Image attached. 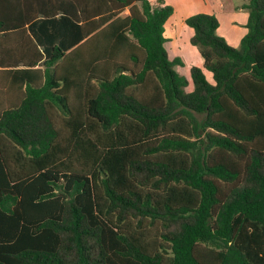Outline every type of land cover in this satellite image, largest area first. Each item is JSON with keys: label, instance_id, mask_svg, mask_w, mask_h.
Segmentation results:
<instances>
[{"label": "trees", "instance_id": "1", "mask_svg": "<svg viewBox=\"0 0 264 264\" xmlns=\"http://www.w3.org/2000/svg\"><path fill=\"white\" fill-rule=\"evenodd\" d=\"M246 1L238 48L214 15L184 20L187 91L162 1L0 0V264H264V0Z\"/></svg>", "mask_w": 264, "mask_h": 264}, {"label": "rangeland", "instance_id": "2", "mask_svg": "<svg viewBox=\"0 0 264 264\" xmlns=\"http://www.w3.org/2000/svg\"><path fill=\"white\" fill-rule=\"evenodd\" d=\"M216 1V0H215ZM238 0H217L216 2H220L224 6L223 12H217L218 21H219V27L216 30V34L219 37H222L228 45H230L233 48H238L240 46L241 38L244 32H246V28L240 27L241 25H233L231 22L232 19V12L228 13L226 9L232 8L234 5H236ZM245 12V10L241 11H235L233 13V17L237 22L242 21L241 20V13ZM197 13H208V9L204 5V3L198 2L197 3ZM177 19V18H176ZM247 17H244V21H246ZM170 23H176V39H177V45L178 48L177 51L179 54H176V58H178L181 61L180 65H176L174 67L175 71L183 77L187 82H189L188 88L186 90H189L191 88V79L189 74V68L191 66L195 65H201V57L199 55L198 49L194 46H192L189 41V35L187 33V29L184 27H181L178 25V21L175 19H172ZM237 32V33H236ZM167 48V47H166ZM171 59V56H169ZM208 75V73H205Z\"/></svg>", "mask_w": 264, "mask_h": 264}, {"label": "crops", "instance_id": "3", "mask_svg": "<svg viewBox=\"0 0 264 264\" xmlns=\"http://www.w3.org/2000/svg\"><path fill=\"white\" fill-rule=\"evenodd\" d=\"M148 1L150 2L152 7H154V8L161 7L160 1H162L164 3V5H169L173 8L172 16L169 17V19L166 21V23L164 25V29H165L164 37L166 38V43L164 44V47L167 51L168 58H169V56H171V59L169 58L170 60L176 58V56H177L176 54H179L178 53L179 51L177 50L178 45H177V39H176V35H175L177 24L176 23H170V21H172V19L177 20L179 22L178 23L179 26L187 29V33L189 35V38H188V41H189L190 36H191V32H190L189 28L184 24V20L186 18H188L189 16L198 14L197 13V3L198 2L202 1L204 3V5L206 6V8L208 9V13H206V14L214 15L217 18V20H218L217 12H223V10H224L223 4H221L220 2L217 3L216 2L217 0L216 1L215 0H148ZM246 4H248V1L238 0L236 5H234L232 8L226 9V11L228 13L232 12L231 22L233 23V25H236V24L241 25L240 27H242L243 29L246 28V25L248 22V16H249V11L246 8H244V6ZM241 10H245V12L241 13V20L242 21L237 22L235 20V18L233 17V13L235 11L237 12V11H241ZM127 14H128V9H126L122 13V15H127ZM244 17H247L246 21H244ZM246 30H247V28H246ZM247 31L243 33L242 38L246 35ZM202 63H203V60L201 58V65H195V66L202 67ZM190 68H189V74H190ZM190 79H191V77H190ZM188 85H189V82H188ZM191 85H192V81H191ZM188 87L189 86H187V88ZM192 88H193V85L187 91H191Z\"/></svg>", "mask_w": 264, "mask_h": 264}]
</instances>
